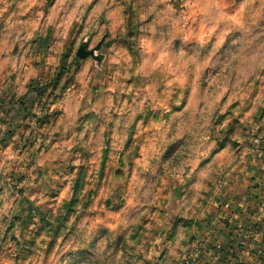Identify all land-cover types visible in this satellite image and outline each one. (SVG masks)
Wrapping results in <instances>:
<instances>
[{
    "label": "rangeland",
    "instance_id": "rangeland-1",
    "mask_svg": "<svg viewBox=\"0 0 264 264\" xmlns=\"http://www.w3.org/2000/svg\"><path fill=\"white\" fill-rule=\"evenodd\" d=\"M257 138L264 0H0V264H264Z\"/></svg>",
    "mask_w": 264,
    "mask_h": 264
},
{
    "label": "crops",
    "instance_id": "crops-1",
    "mask_svg": "<svg viewBox=\"0 0 264 264\" xmlns=\"http://www.w3.org/2000/svg\"><path fill=\"white\" fill-rule=\"evenodd\" d=\"M261 164H260V167L262 168V170L260 172H263L262 175L264 176V163L262 165ZM257 181H259V180H257ZM256 185H258V182H256ZM4 191H5L4 187L0 186L1 197H3ZM256 191H259V189L257 188ZM34 193L35 192L30 193L28 198H25L26 194L24 195V193H23L21 195L23 197L19 198L16 201V204H15V207L13 210L14 213L16 212L15 215H17V211H19V210L30 212V214H31L30 219H28V221L25 219V222L23 223V226H25V227H26V225L28 227L27 222L32 221L33 223H40V221H41L40 217L45 214L44 210L46 207L43 206V207L38 208L36 206L38 203L36 204L35 202H38V201L42 202L43 201L41 199L42 195L46 196V194L48 192L43 193V191H42L38 195L33 196V195H35ZM49 194H51V192ZM261 194H263V193H261ZM34 199H36V200L34 201ZM260 199H261V197L260 198L258 197V201L256 203H258ZM225 205H227V206L229 205V209L230 208H236L234 202L226 201ZM229 212H230V214L232 213V211H229ZM36 216H38V217L40 216V217L37 218ZM220 218H217L215 216V218L213 220H209L211 226H208L209 223H206V224L202 225V227L200 228L201 233H202L201 234L202 242L205 241V244L202 245L203 248H202V251L200 253V257L196 261V264H236V262L241 264L240 262H242L243 259L247 258L246 257L247 255L245 253H242L239 251L236 252V250H235L236 242L234 241L235 239L232 238L230 235H226V229H224V230L222 229L225 232L224 234H222L223 231L222 232L220 231L221 233L215 232L214 234L210 235L213 232L212 230L214 229V227L218 228V227L224 226L225 222L222 220V218L221 219ZM230 218L232 220V221L231 220L228 221L230 224L232 222L236 223L237 217L235 215H230ZM23 232L25 233V231H23ZM218 247H220V248L218 249ZM230 247H233V249H231ZM231 250L235 251L236 253L235 252L230 253Z\"/></svg>",
    "mask_w": 264,
    "mask_h": 264
},
{
    "label": "water",
    "instance_id": "water-1",
    "mask_svg": "<svg viewBox=\"0 0 264 264\" xmlns=\"http://www.w3.org/2000/svg\"><path fill=\"white\" fill-rule=\"evenodd\" d=\"M99 50H100V46L97 47L95 50L88 52V51L86 50L85 45H82V46L79 48L78 52H77V57H78L80 60H84V59H86V58H88V57H92L94 60H96V61H100V60H102L103 58H102V57H97V56L95 55ZM175 223H176V218L172 216L171 219H170V221H169V224L173 226ZM152 259H153L154 261L156 260V258H155L154 256L152 257Z\"/></svg>",
    "mask_w": 264,
    "mask_h": 264
},
{
    "label": "built area",
    "instance_id": "built-area-1",
    "mask_svg": "<svg viewBox=\"0 0 264 264\" xmlns=\"http://www.w3.org/2000/svg\"><path fill=\"white\" fill-rule=\"evenodd\" d=\"M253 144H254V147L260 148L262 145L264 146V140L261 139V138H257V139H255V141L253 142ZM219 248L220 247H218V249ZM199 257H200V255H197L196 258L193 261L188 262L187 264H192L193 262H196Z\"/></svg>",
    "mask_w": 264,
    "mask_h": 264
},
{
    "label": "trees",
    "instance_id": "trees-1",
    "mask_svg": "<svg viewBox=\"0 0 264 264\" xmlns=\"http://www.w3.org/2000/svg\"><path fill=\"white\" fill-rule=\"evenodd\" d=\"M125 35L128 37V36H130V33L127 32V34H125ZM58 79H60V76L58 77ZM230 248L233 249V247H230Z\"/></svg>",
    "mask_w": 264,
    "mask_h": 264
}]
</instances>
